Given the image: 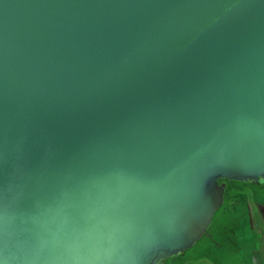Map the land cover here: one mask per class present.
<instances>
[{
    "label": "water",
    "instance_id": "water-1",
    "mask_svg": "<svg viewBox=\"0 0 264 264\" xmlns=\"http://www.w3.org/2000/svg\"><path fill=\"white\" fill-rule=\"evenodd\" d=\"M226 181L264 185V0H0V264H167Z\"/></svg>",
    "mask_w": 264,
    "mask_h": 264
},
{
    "label": "rangeland",
    "instance_id": "rangeland-1",
    "mask_svg": "<svg viewBox=\"0 0 264 264\" xmlns=\"http://www.w3.org/2000/svg\"><path fill=\"white\" fill-rule=\"evenodd\" d=\"M225 206L207 234L167 264H260L264 257V185L227 183ZM256 255L260 263L256 261Z\"/></svg>",
    "mask_w": 264,
    "mask_h": 264
},
{
    "label": "crops",
    "instance_id": "crops-1",
    "mask_svg": "<svg viewBox=\"0 0 264 264\" xmlns=\"http://www.w3.org/2000/svg\"><path fill=\"white\" fill-rule=\"evenodd\" d=\"M262 257V262L260 263V260L258 259V255H256V261L258 262V263H260V264H264V257L263 256H261Z\"/></svg>",
    "mask_w": 264,
    "mask_h": 264
},
{
    "label": "trees",
    "instance_id": "trees-1",
    "mask_svg": "<svg viewBox=\"0 0 264 264\" xmlns=\"http://www.w3.org/2000/svg\"><path fill=\"white\" fill-rule=\"evenodd\" d=\"M226 183H229L228 181H226ZM225 204H226V202H225Z\"/></svg>",
    "mask_w": 264,
    "mask_h": 264
},
{
    "label": "flooded vegetation",
    "instance_id": "flooded-vegetation-1",
    "mask_svg": "<svg viewBox=\"0 0 264 264\" xmlns=\"http://www.w3.org/2000/svg\"><path fill=\"white\" fill-rule=\"evenodd\" d=\"M173 258V257H172ZM168 263V262H167Z\"/></svg>",
    "mask_w": 264,
    "mask_h": 264
}]
</instances>
